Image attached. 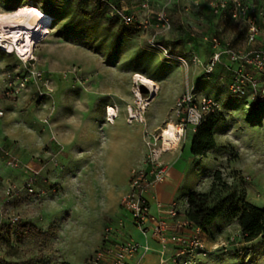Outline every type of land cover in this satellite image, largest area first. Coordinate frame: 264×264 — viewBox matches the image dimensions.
Returning a JSON list of instances; mask_svg holds the SVG:
<instances>
[{"label":"rangeland","instance_id":"374dc122","mask_svg":"<svg viewBox=\"0 0 264 264\" xmlns=\"http://www.w3.org/2000/svg\"><path fill=\"white\" fill-rule=\"evenodd\" d=\"M108 1L131 16L132 24L110 25L96 0H16L13 4L0 0V14H12L20 7L50 11L45 34L33 43L29 59L13 51L9 53L0 44V105L6 103L14 117L7 128L18 142L26 131L50 139L46 152L37 150L26 160L18 142L0 148V258L6 261L37 257L35 251L28 252L26 246L18 244L12 234L19 224L29 223L53 235L42 257L46 264H88L91 256L83 251L95 244L108 213L82 218L75 211L86 210L92 197L103 200L102 190L109 186L104 181L99 186L87 182L78 168L94 160L95 165L127 169L135 157L130 147L122 144L121 135L129 127L127 122L143 129L145 151L134 169L143 168L153 151L163 165L168 162L167 157L173 160L187 143L190 145L194 131L187 129L181 141L167 150L162 134L168 125L176 129L174 125L179 120L175 103L188 89L197 98L215 103V115L223 120L214 135L216 150L195 164L179 186L173 201L175 208L182 212L190 191L207 192L214 170L221 171L229 197L243 196L249 203L264 208V107L258 113L252 111L253 101L232 96L224 78L220 81L206 75L198 64L204 47L199 38L200 26L194 20L205 14L194 10V2L205 6L207 0H149L146 9L140 6L141 0ZM161 11L169 22L168 30L156 20ZM192 21L193 26H187ZM189 38L191 48L187 47ZM151 43L168 49L173 58L166 57ZM35 73L41 74V78L33 76L20 88L17 78L32 77ZM135 76L155 85L151 100L150 89L135 82ZM5 92H10V96ZM102 107L104 113L107 107L115 111L118 119L112 125L97 115L96 109ZM128 110L134 113V119L129 118ZM91 115L97 120L94 129L102 140L100 150L92 143L89 152L91 124L86 116ZM65 121L73 122L77 146L71 154L75 161L70 172L63 171L59 158L63 157L62 146L54 140L69 132L62 127ZM151 123L158 125L155 131H149ZM52 142L55 150H51ZM34 147L38 148L37 140ZM7 150L9 158L4 154ZM16 161L17 167L9 166V162ZM62 173L67 175L65 178L73 174L79 179L68 181L59 177ZM29 183L32 193L27 191ZM229 208L230 204L226 211ZM134 237L143 242L139 231H135ZM203 239L208 254L197 264H264V241L243 243L231 218L220 217ZM150 254L156 255L153 251Z\"/></svg>","mask_w":264,"mask_h":264},{"label":"built area","instance_id":"2783aa9c","mask_svg":"<svg viewBox=\"0 0 264 264\" xmlns=\"http://www.w3.org/2000/svg\"><path fill=\"white\" fill-rule=\"evenodd\" d=\"M99 1L108 7L110 16L117 17L126 25L132 24V17L127 15L123 9H116L108 0ZM148 2L149 0H141L140 6L146 9ZM207 2L212 15L220 17L227 12L233 21L244 22L247 27L246 36L249 44L255 43L259 36L264 38V0L261 2L207 0ZM156 20L162 24L163 28L169 29V22L163 11L157 14ZM207 40L214 53L205 67V74L211 75L220 56L224 54L231 63L238 65L232 71L231 80L227 84L230 94L236 98L250 96L254 99L258 96L260 101H264V47L247 53L234 52L217 37H210ZM151 44L157 50L162 51L166 57L173 58L168 49L154 43ZM179 60L186 64L184 60L180 58ZM193 62H197V59L193 58ZM33 76L41 78L39 73H35L32 77L27 75L17 78L20 88L24 87L29 78ZM10 94V92H5L8 97ZM215 107V103L209 99L197 98L193 90H186L177 99L174 108L175 116L179 120V123L174 125L178 132L176 143L181 141L187 129L194 131L208 114L215 111ZM0 116H2L1 112ZM4 152L9 158V151ZM9 164L11 167L18 166L17 161L9 162ZM166 176V166L158 162L153 151L152 155L147 157L143 168L133 169L130 172L128 191L122 199L121 207L142 237L157 243L158 248L155 253L158 257V264H197L208 254L203 239L205 233L193 227L173 204L168 206L158 204L156 214L151 212L150 199L153 190L165 181ZM30 186L29 183L27 191L32 193ZM16 222L17 219H14L13 224ZM118 230L117 226H108L104 229L102 245L91 255L88 264H129L134 257L144 256L153 251L147 242L144 245L133 240L118 242L117 236L120 232Z\"/></svg>","mask_w":264,"mask_h":264},{"label":"crops","instance_id":"0c3cea01","mask_svg":"<svg viewBox=\"0 0 264 264\" xmlns=\"http://www.w3.org/2000/svg\"><path fill=\"white\" fill-rule=\"evenodd\" d=\"M251 1V0H249ZM262 0H259L258 2H261ZM199 1L194 2V10H198L199 13L205 14L204 17H196V20L194 22H197V26H200V41L204 47V55L202 57V60H198V64H200L205 72V67L207 63L210 61L212 54L214 53L210 43H207V39L210 37H217L223 44L228 45V47L234 51V52H251L255 49H259L264 47V38L262 36H259L255 43L249 44L247 42V27L244 24V22L241 21H233L229 15V13L225 12L222 16L217 17L212 15L211 10L208 6V2L205 6L200 5ZM187 26H193V21L186 23ZM191 37V36H190ZM193 38V36H192ZM191 40L188 39L187 41V47L191 48ZM193 46V45H192ZM193 48V47H192ZM202 61V62H201ZM237 64L231 63L229 61V58L222 54L220 56L219 62L216 63L214 66L213 72L211 73L212 76H214V79H219L220 81L222 78L225 79L226 85L230 82L232 77V71L237 68ZM228 74V77L225 76V74ZM227 77V79H226ZM216 80V81H217ZM154 97V95L151 94L150 100ZM244 99L253 101L250 96L244 97ZM249 105V104H246ZM259 107H264V103L259 102ZM109 108V107H107ZM10 108L6 103H2L0 105V112L2 113V116L0 117V148L1 146L7 147L12 145V141L18 142L17 138H15V135H13L10 130L7 128V126L10 125L11 121L13 120V114L9 110ZM98 111L97 115H101L106 122L109 125H112L118 117H115L112 122L108 121L107 113L104 108L96 109ZM125 119V118H124ZM18 121V120H17ZM86 121H88L90 126V145L88 147L89 152L91 151L92 143H95L100 150V140H102V137L99 138V135L95 131V124H96V118L95 116H86ZM66 122V121H65ZM127 125L129 126L127 128L126 133H122L121 139L122 144L126 147H130V151L135 155L132 162L129 164L127 169H124L123 171H120V167L110 166L109 164L102 165L98 164L95 165L96 162L94 160L92 162L86 163V166L81 169L82 175L86 176L87 182H90L95 185L99 186L102 185V181L106 182V185L109 186V188L103 189V200L101 198L92 197L89 201H87V207L86 210L76 209V214L78 216H81L82 218L96 216V214H99L101 212L106 211L107 216H104V218L107 219V221L104 222V227L102 228V231L100 230V235L95 240V244L92 246L90 250L83 251L84 253H89L90 256L92 253H94L96 250L99 249L102 245V233L103 230L108 227H119L120 232L117 236L118 242L133 240L141 245H144L146 242L151 247L153 252L156 251L158 248L157 243H155L152 240H146L143 239V242H138L137 239L134 237L135 231H138L134 225L132 224L129 216L125 213V211L121 207V202L123 197L128 191V181H129V173L132 169H134L135 163L141 158L145 151V146L143 144V129L140 125L134 124L130 125L127 122ZM73 122L69 121L66 122V124L62 125L65 129H68V133L64 134L63 137L59 139H54L57 144L62 146L63 151V157L61 160L63 161V171L64 172H70L73 168V162L75 159L71 156L73 153V149H75L76 146V140L73 137L72 134V127ZM158 128V125L151 123V127L149 131H155V129ZM99 129V128H98ZM71 130V131H70ZM217 128L215 129L216 133ZM147 131V133H149ZM145 132V131H144ZM214 133V135H215ZM23 139L18 142L20 146V153L24 156L23 160L31 158L32 153L38 151H47L45 146L48 142H50V139L46 137V135H40L36 136L32 132H24ZM21 137V138H22ZM56 138V137H55ZM38 142V148L36 149L34 147L35 142ZM192 140V139H191ZM215 138V142H216ZM217 143V142H216ZM49 144V143H48ZM51 144V150H55L56 145L54 143ZM191 144V141H190ZM53 146V147H52ZM216 146H218L216 144ZM9 148V147H8ZM36 149V150H35ZM213 151L206 154L205 157L202 158H194L190 154V145L187 143L183 149L178 152V155L173 157L174 159L171 160V158H166L165 160L168 162H165L164 165L167 168V176L163 183L157 185L155 189L153 190L152 197L150 199V208L151 212L155 215L156 214V208L157 205H174L173 202L176 194L178 192L179 186L182 185L185 178L188 176L189 172L194 168L195 164H199L204 158H208L209 154H212ZM187 153L185 158L182 160L183 156ZM45 154V153H44ZM30 156V157H29ZM182 160V165L178 167L179 163ZM67 175L65 173L59 174L60 178H65ZM79 176V175H78ZM68 181H76L79 179L75 175H70L68 178H65ZM122 193V194H121ZM186 210V201L184 203V209L181 211H178L181 215L184 214ZM93 213V214H92ZM121 225V226H120ZM208 233L205 234V237H207ZM156 254V253H155ZM199 261H204V259H201ZM139 262L140 264H158V257L157 255H152L147 253L144 256H136L131 261H129V264Z\"/></svg>","mask_w":264,"mask_h":264},{"label":"trees","instance_id":"16d2710c","mask_svg":"<svg viewBox=\"0 0 264 264\" xmlns=\"http://www.w3.org/2000/svg\"><path fill=\"white\" fill-rule=\"evenodd\" d=\"M8 1V0H7ZM16 0H9L13 4ZM98 9L103 11L110 25H124L115 16L109 15L108 7L96 0ZM10 4V3H9ZM120 9V7H115ZM14 8L8 7V10ZM40 11L47 16H50V11L41 8ZM85 13H83V16ZM131 25V24H130ZM259 97L256 96L253 100L252 111L260 112L262 107H259ZM216 111L208 114L203 121L195 128L190 144V154L194 158L205 157L207 153L216 150V142L214 131L218 124L222 122V117H217ZM210 188L207 192L190 191L186 195V210L183 214L184 218L191 223L193 227L200 229L205 234L213 226L215 221L220 217L226 216L235 221L240 230V236L243 243H250L256 239L264 241V208H258L255 205L246 201L243 196L229 197L227 195V185L222 180L220 170H214L210 174ZM232 198V201L230 199ZM230 204L229 210L226 211V206ZM15 236L16 242L27 247L28 252L35 251L37 257L20 262L6 261L0 258V264H46L42 257L44 252L53 238L49 231L42 232L34 225L29 223L19 224L12 233Z\"/></svg>","mask_w":264,"mask_h":264},{"label":"bare ground","instance_id":"6f19581e","mask_svg":"<svg viewBox=\"0 0 264 264\" xmlns=\"http://www.w3.org/2000/svg\"><path fill=\"white\" fill-rule=\"evenodd\" d=\"M50 20V17L35 8L20 7L12 14H0V44L3 49L9 53L16 52L23 59H29L33 43L44 36V25ZM135 82L141 83L150 89L151 94H155V85L141 76L134 77ZM135 98L139 101V94L134 92ZM108 121L112 122L115 118V111L108 108ZM129 118L134 119L135 115L128 110ZM138 118V117H137ZM177 131L169 125L163 131V145L167 150L171 145L177 142Z\"/></svg>","mask_w":264,"mask_h":264}]
</instances>
